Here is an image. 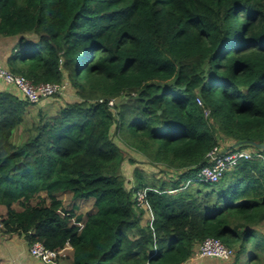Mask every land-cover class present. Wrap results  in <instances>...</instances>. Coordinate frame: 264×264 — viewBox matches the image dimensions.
<instances>
[{
  "label": "trees",
  "instance_id": "obj_1",
  "mask_svg": "<svg viewBox=\"0 0 264 264\" xmlns=\"http://www.w3.org/2000/svg\"><path fill=\"white\" fill-rule=\"evenodd\" d=\"M13 37L2 66L37 85L68 80L77 99L48 117L0 87L5 235L69 246L65 264H196L207 238L235 250L230 264H264V0H0V39ZM239 142L230 151L251 159L184 192L215 148ZM143 188L148 209L134 200ZM61 193L97 212L63 210Z\"/></svg>",
  "mask_w": 264,
  "mask_h": 264
},
{
  "label": "built area",
  "instance_id": "obj_2",
  "mask_svg": "<svg viewBox=\"0 0 264 264\" xmlns=\"http://www.w3.org/2000/svg\"><path fill=\"white\" fill-rule=\"evenodd\" d=\"M0 82L15 87L29 103L38 104L43 100L52 99L64 95L68 83L34 84L22 75L13 74L8 68L0 64ZM117 99L109 101L110 106L116 104ZM102 101V100H101ZM100 101V102H101ZM200 106H204L201 99H197ZM209 111H206V115ZM223 150L215 148L209 155L210 165L197 172L194 182L216 184L225 174L234 170L243 160L251 159L254 154L249 150H235L222 153ZM149 188H143L134 193V200L141 209H148L147 200ZM0 227L3 228L2 224ZM32 257L43 261L45 264H59L61 258H65V250L55 252L47 249L42 243L36 242L30 247ZM235 250L226 246L217 238H207L199 246L195 253V259H217L225 263L232 261Z\"/></svg>",
  "mask_w": 264,
  "mask_h": 264
},
{
  "label": "crops",
  "instance_id": "obj_3",
  "mask_svg": "<svg viewBox=\"0 0 264 264\" xmlns=\"http://www.w3.org/2000/svg\"><path fill=\"white\" fill-rule=\"evenodd\" d=\"M18 43H19V38H17V37L0 39V63L1 64L5 65L7 67V63H8L9 58L19 48ZM0 87L5 88L9 91H12L16 95L22 97V95H20V92H18L16 90V88L13 86L10 87V85H6L5 83L0 82ZM60 100H61V102H59L56 99L44 100L38 105V107H40V109L42 111L45 110L46 112L50 113L51 111H48L49 109H51V108L54 109L55 107H60L61 105H63L62 97L60 98ZM61 108H59V110ZM129 167L131 169H130L129 174H126V178H127V181L128 180L132 181L131 186H133L134 177L132 176V172L134 171V167H136V165L135 166H129ZM139 167L141 168L142 166L139 165ZM142 169H144L146 171V174L149 177L150 173L147 170L152 169V168L145 166L144 168L142 167ZM3 214L5 215L6 211H4L0 207V216ZM146 215L148 216V217L147 216L146 217L149 218V222H147V223H152L154 220L153 213L150 211H147ZM0 224H1V221H0ZM262 226H263V224L258 228V230L264 234V231L261 228ZM0 243H3L5 245V246H1V244H0V264H45L43 261H40L39 259L32 257V255L30 254L31 245L28 244V242L24 239V237L17 236V235H5L3 233L2 228H1V230H0ZM4 251H6L7 254L5 253L4 255H2L1 253ZM10 251L12 252V255L10 254ZM66 251H69L71 253L73 252L72 248L69 246L66 247ZM207 261H208V259H195V258H193L190 262H197L196 264H204V262H207ZM63 262L64 261L59 262V264H64ZM229 263H231V262H229ZM219 264H228V263H225V262L219 260Z\"/></svg>",
  "mask_w": 264,
  "mask_h": 264
},
{
  "label": "rangeland",
  "instance_id": "obj_4",
  "mask_svg": "<svg viewBox=\"0 0 264 264\" xmlns=\"http://www.w3.org/2000/svg\"><path fill=\"white\" fill-rule=\"evenodd\" d=\"M68 83V87H67V91L64 93V95L59 96L56 100H58L59 102H61L60 98L62 97L63 99V105H61L60 107H55L54 109H49L48 111H51L50 113L46 112L45 110L43 111V115L48 116V117H53L56 116L58 114V110L59 108H61L62 106H65L68 102L76 100L77 96L75 95V92L73 91V89L71 88V84L69 83V81H66ZM33 115L32 116H28L26 119V122L24 125H22L19 130L16 131L15 135H14V141L18 144H20L24 138L27 135V131L28 128L31 127V125H33L34 123H37L38 120L40 119L39 116L37 115V111H33L32 112ZM133 166V165H130ZM130 167L127 168L126 166V170H125V175L129 174L130 172ZM150 175V180L151 181H156V180H164V181H169L168 179L170 178L167 174L164 173H160L158 170H154V169H148L147 170ZM148 177V176H147ZM134 183V182H133ZM132 183V184H133ZM185 188V187H184ZM172 189V188H171ZM198 189H202L201 183L199 182H192L191 185L189 186V188H187L186 190H184V192H194ZM183 193V192H181ZM60 199L63 202V210L66 211H72V210H76L78 215H83L84 219L86 220L90 215H93L97 212L96 207L94 206V202L95 199H88V200H74V198L72 197L71 193H61L59 194ZM0 207L6 211V208L1 206ZM15 208L20 210L21 207L19 204L15 205ZM147 215H143V222L146 224L147 222H149V218L146 217ZM4 217V214L0 216V221L2 220V218ZM145 217V218H144ZM83 225V224H82ZM2 227H0L1 230ZM262 230L264 231V224L261 227ZM3 229V228H2ZM1 246H5L3 243H0ZM6 253V251L2 252L1 254L4 255ZM70 252L66 251L65 254L68 255ZM7 254V253H6ZM10 254L12 255V252L10 251ZM244 262L242 264H249V260H250V255L248 254V256H246L244 258ZM65 264V263H64ZM230 264V263H228Z\"/></svg>",
  "mask_w": 264,
  "mask_h": 264
},
{
  "label": "water",
  "instance_id": "obj_5",
  "mask_svg": "<svg viewBox=\"0 0 264 264\" xmlns=\"http://www.w3.org/2000/svg\"><path fill=\"white\" fill-rule=\"evenodd\" d=\"M244 143L243 142H239V143H236L234 145H232L230 148L226 149V150H223L222 153H226L232 149H236L240 146H242ZM257 148L261 149V150H264V143L263 144H254Z\"/></svg>",
  "mask_w": 264,
  "mask_h": 264
}]
</instances>
